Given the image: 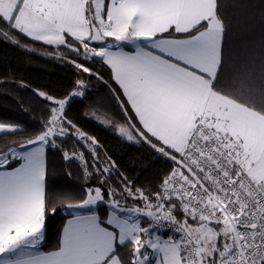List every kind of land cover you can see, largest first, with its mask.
<instances>
[{
    "label": "snow or ice",
    "instance_id": "1",
    "mask_svg": "<svg viewBox=\"0 0 264 264\" xmlns=\"http://www.w3.org/2000/svg\"><path fill=\"white\" fill-rule=\"evenodd\" d=\"M228 23L218 0H0V40L97 78L109 89L97 104L114 101L124 117L107 124L172 162L156 190L134 186L68 118L89 80L63 98L38 91L36 129L0 122V137L16 144L0 153V264H264V67L237 74ZM66 138L84 151L61 148ZM49 148L97 185L60 200L76 211L44 250L57 212Z\"/></svg>",
    "mask_w": 264,
    "mask_h": 264
},
{
    "label": "trees",
    "instance_id": "2",
    "mask_svg": "<svg viewBox=\"0 0 264 264\" xmlns=\"http://www.w3.org/2000/svg\"><path fill=\"white\" fill-rule=\"evenodd\" d=\"M218 3L225 6L229 22L225 47L232 54L237 74L247 73L259 77L264 67V0H218ZM37 47L42 48L40 45ZM94 67L99 68L105 80L109 78L103 66ZM77 79L89 80V90L85 97L71 101L67 109L68 118L99 141L103 150L134 186L156 190L162 174L170 170L172 162L158 156L147 144L127 142L115 128L107 124L108 120L124 122L114 101L109 100L102 107L97 104L98 99L109 96L108 86L88 74L80 75L70 63L45 58L0 40V122L36 129L44 115L46 103L37 95L38 91L63 98L72 90ZM21 83L27 87H21ZM112 87L117 86L113 83ZM93 111L96 113L95 118L91 115ZM58 143L64 150L71 151L75 141L66 138ZM15 146L10 138L0 137V153ZM75 146L84 151L83 145ZM85 156H88L87 152ZM19 162H14L12 166ZM47 166L46 191L53 194L51 198L57 203V212L48 214L46 219L44 250H50L58 244L61 228L70 217L67 208L60 205V200L69 198V194H74L71 198L75 199L87 185H97L95 180L86 181L80 162L65 160L60 149L47 150ZM98 213L106 217L107 206L100 204Z\"/></svg>",
    "mask_w": 264,
    "mask_h": 264
},
{
    "label": "crops",
    "instance_id": "3",
    "mask_svg": "<svg viewBox=\"0 0 264 264\" xmlns=\"http://www.w3.org/2000/svg\"><path fill=\"white\" fill-rule=\"evenodd\" d=\"M46 155H47V153H46ZM19 163H20V162H19ZM19 163H18L16 166H18ZM99 206H100V204H99V205L96 207V209H95V211H96L97 213H98V207H99ZM70 211H71V212H75L76 209H72V210H68V209H67V214L70 215V217H68V219H71V218H72V215L69 214ZM98 214H99V213H98ZM68 219H67V220H68ZM67 220H66V221H67ZM66 221H65V223H66ZM163 235H164L165 237L169 236V234H167V233H163ZM44 242H45V241H44ZM44 242H43V245H44Z\"/></svg>",
    "mask_w": 264,
    "mask_h": 264
},
{
    "label": "built area",
    "instance_id": "4",
    "mask_svg": "<svg viewBox=\"0 0 264 264\" xmlns=\"http://www.w3.org/2000/svg\"><path fill=\"white\" fill-rule=\"evenodd\" d=\"M164 233H167L169 235H176V234L172 233L170 230H166Z\"/></svg>",
    "mask_w": 264,
    "mask_h": 264
},
{
    "label": "rangeland",
    "instance_id": "5",
    "mask_svg": "<svg viewBox=\"0 0 264 264\" xmlns=\"http://www.w3.org/2000/svg\"><path fill=\"white\" fill-rule=\"evenodd\" d=\"M74 100V99H73ZM67 212V211H66Z\"/></svg>",
    "mask_w": 264,
    "mask_h": 264
}]
</instances>
